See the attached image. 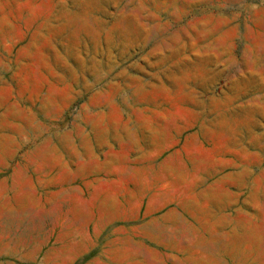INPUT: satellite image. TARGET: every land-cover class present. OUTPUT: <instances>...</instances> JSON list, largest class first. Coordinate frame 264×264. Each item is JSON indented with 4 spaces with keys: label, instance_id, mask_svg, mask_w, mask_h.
I'll list each match as a JSON object with an SVG mask.
<instances>
[{
    "label": "rangeland",
    "instance_id": "374dc122",
    "mask_svg": "<svg viewBox=\"0 0 264 264\" xmlns=\"http://www.w3.org/2000/svg\"><path fill=\"white\" fill-rule=\"evenodd\" d=\"M0 264H264V0H0Z\"/></svg>",
    "mask_w": 264,
    "mask_h": 264
},
{
    "label": "crops",
    "instance_id": "0c3cea01",
    "mask_svg": "<svg viewBox=\"0 0 264 264\" xmlns=\"http://www.w3.org/2000/svg\"><path fill=\"white\" fill-rule=\"evenodd\" d=\"M153 239H155V240H156L157 242H159V243L161 242L160 240H158V239H156V238H153Z\"/></svg>",
    "mask_w": 264,
    "mask_h": 264
}]
</instances>
